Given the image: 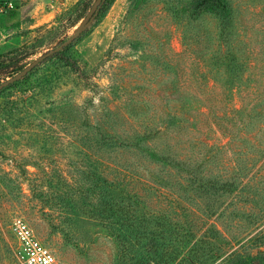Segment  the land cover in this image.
Listing matches in <instances>:
<instances>
[{
  "label": "rangeland",
  "instance_id": "374dc122",
  "mask_svg": "<svg viewBox=\"0 0 264 264\" xmlns=\"http://www.w3.org/2000/svg\"><path fill=\"white\" fill-rule=\"evenodd\" d=\"M8 1L0 82L97 2ZM200 1L111 0L65 51L79 71L44 58L0 91V264H24L16 218L54 264H141L153 240L147 264H264V0Z\"/></svg>",
  "mask_w": 264,
  "mask_h": 264
},
{
  "label": "built area",
  "instance_id": "2783aa9c",
  "mask_svg": "<svg viewBox=\"0 0 264 264\" xmlns=\"http://www.w3.org/2000/svg\"><path fill=\"white\" fill-rule=\"evenodd\" d=\"M13 7V3L0 2V9ZM11 230L17 239V258L24 264H54L53 252L40 243L30 226L21 218H16L11 224Z\"/></svg>",
  "mask_w": 264,
  "mask_h": 264
},
{
  "label": "trees",
  "instance_id": "16d2710c",
  "mask_svg": "<svg viewBox=\"0 0 264 264\" xmlns=\"http://www.w3.org/2000/svg\"><path fill=\"white\" fill-rule=\"evenodd\" d=\"M111 0H104L103 2L99 3V5L97 6V8L95 9V11L93 12V14H91L90 18L88 19L89 23L88 25L82 29L78 35L77 38L83 36L85 33L88 32V30L90 29V27L98 20L100 19V17L106 13L107 8L110 5ZM220 4H222L221 0H201L198 7L200 8H204V9H210L211 12H215L217 15H219L220 19H223V14L221 11V6ZM224 6V5H222ZM225 7V6H224ZM222 15V16H221ZM70 46V44L65 47L63 50H60L58 52H54L52 54H49L47 57H45V59H49L50 57L54 56L57 57L64 66L68 67L71 71L73 72H77L79 71V65L76 62V59L71 56V55H67L65 54V51L67 50V48ZM12 83H10L9 85H7L6 87H3L2 89H0V91L6 89L7 87L11 86ZM159 242H157L156 240L151 241L147 246V251L143 252L141 254H137L139 257V260L141 259V264H147L150 260V257L152 256H157L158 250H159ZM137 256V257H138ZM261 260H263V258L258 255Z\"/></svg>",
  "mask_w": 264,
  "mask_h": 264
},
{
  "label": "water",
  "instance_id": "95a60500",
  "mask_svg": "<svg viewBox=\"0 0 264 264\" xmlns=\"http://www.w3.org/2000/svg\"><path fill=\"white\" fill-rule=\"evenodd\" d=\"M101 1L102 0H97V2L95 4V8H97V6L99 5V3ZM90 16H91V14L88 15V19L90 18ZM88 23H89V21L79 31H77L74 34H72L71 36L65 38L63 41H61L59 44H57L53 49H51L46 54H43V55L39 56L38 58H36L35 60H33L32 62H30L27 66H25L22 70L17 72L14 76L4 80L3 82H0V89H2L3 87H6L10 83H13V82L21 79L24 75H26L29 71H31L32 68H34L39 62H41L49 54L63 50L69 44L73 43L74 40L78 37L80 31L82 29H84L88 25Z\"/></svg>",
  "mask_w": 264,
  "mask_h": 264
}]
</instances>
